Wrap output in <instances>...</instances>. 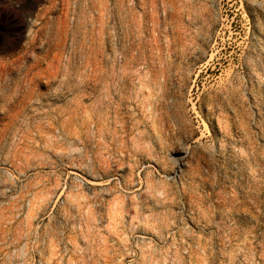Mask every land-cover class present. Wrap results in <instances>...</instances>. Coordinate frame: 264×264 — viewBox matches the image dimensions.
<instances>
[{
	"label": "rangeland",
	"instance_id": "rangeland-1",
	"mask_svg": "<svg viewBox=\"0 0 264 264\" xmlns=\"http://www.w3.org/2000/svg\"><path fill=\"white\" fill-rule=\"evenodd\" d=\"M0 264H264V0H0Z\"/></svg>",
	"mask_w": 264,
	"mask_h": 264
},
{
	"label": "bare ground",
	"instance_id": "bare-ground-1",
	"mask_svg": "<svg viewBox=\"0 0 264 264\" xmlns=\"http://www.w3.org/2000/svg\"><path fill=\"white\" fill-rule=\"evenodd\" d=\"M31 86V85H30ZM6 87V86H5ZM18 87V86H17ZM21 88V87H20ZM27 88V87H26ZM11 89V88H10ZM3 90H5L4 88H3ZM16 90H17V88H16ZM6 92L8 91L7 89L5 90ZM30 91V90H29ZM21 92V91H20ZM19 92V93H20ZM15 93H16V91H15ZM29 93V92H28ZM21 94V93H20ZM20 94L18 95V96H20ZM30 94H32V93H30ZM29 94V96H31ZM15 95V94H14ZM17 95V94H16ZM26 98V97H25ZM28 98V97H27ZM31 99V98H30ZM14 100H15V98H14ZM26 100V99H25ZM20 101V100H19ZM17 102V101H16ZM12 104H13V102H12ZM18 105V104H17ZM24 105V104H23ZM8 106V105H7ZM10 107H11V105H9ZM6 109V108H5ZM23 109V108H22ZM25 109V108H24ZM18 112H19V110H18ZM11 113V112H10ZM15 113V112H14ZM17 113V112H16ZM23 113V112H22ZM20 114V113H19ZM25 115V114H24ZM17 117V116H16ZM19 117V116H18ZM30 119H31V117H30ZM28 120V119H27ZM27 120H26V122H27ZM34 120V119H33ZM19 122V121H18ZM30 122V121H29ZM32 122V121H31ZM36 123H37V121H36ZM29 124V123H28ZM31 124V123H30ZM38 126V125H37ZM41 126H43V125H41ZM14 127V126H13ZM35 127V126H34ZM40 128V127H39ZM6 130V129H5ZM9 130V129H8ZM10 130H12V129H10ZM17 130H19L18 128H17ZM39 130V129H38ZM41 130V129H40ZM44 130V129H43ZM14 131V130H13ZM25 131V130H24ZM32 131V130H31ZM47 131V130H46ZM4 132V131H3ZM18 133V132H17ZM32 133H33V131H32ZM6 134H8V133H6ZM16 134V133H15ZM22 134H23V132H22ZM28 134H30L29 132H28ZM36 134V133H35ZM17 135V134H16ZM37 135V134H36ZM3 136V135H2ZM6 135H4V137H5ZM8 136V135H7ZM28 136H30V135H28ZM31 136H33V135H31ZM3 137V138H4ZM9 137H11V136H9ZM8 137H6L5 139H7ZM24 138V137H23ZM11 139H12V137H11ZM15 139V138H14ZM13 139V140H14ZM32 140V139H31ZM35 140H36V137H35ZM9 141V140H8ZM23 141V140H22ZM34 141V140H33ZM33 141H32V143H33ZM26 142V141H25ZM5 143V142H4ZM23 143V142H22ZM15 145H16V143H15ZM22 145V144H21ZM12 147H14V146H12ZM12 147H11V150H12ZM17 147V146H16ZM40 147V146H39ZM28 148V147H27ZM33 148H35V147H33ZM19 149V148H18ZM30 150H32V149H30ZM18 151V150H17ZM15 152V151H14ZM20 152V151H19ZM30 152V151H29ZM38 152V151H37ZM187 153V152H186ZM12 154V153H11ZM29 155V154H28ZM22 156V155H21ZM184 156H186V155H184ZM183 156V157H184ZM32 157V156H31ZM17 159V158H16ZM20 161V160H19ZM24 161V160H23ZM17 162V161H16ZM21 162V161H20ZM29 162V161H28ZM31 162V161H30ZM27 163V162H26ZM41 163V162H40ZM27 165V164H26ZM31 165V164H30ZM44 165V164H43ZM13 166H15L14 165V163H13ZM24 167V166H23ZM16 168V167H15ZM21 168V167H20ZM17 169V168H16ZM35 169V168H34ZM19 170V169H18ZM25 170H26V168H25ZM24 171V170H23ZM22 172V171H21Z\"/></svg>",
	"mask_w": 264,
	"mask_h": 264
}]
</instances>
